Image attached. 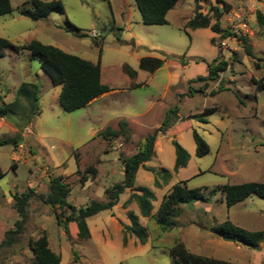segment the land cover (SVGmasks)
I'll list each match as a JSON object with an SVG mask.
<instances>
[{
  "label": "rangeland",
  "instance_id": "obj_1",
  "mask_svg": "<svg viewBox=\"0 0 264 264\" xmlns=\"http://www.w3.org/2000/svg\"><path fill=\"white\" fill-rule=\"evenodd\" d=\"M9 1L12 11L0 16V37L15 45L34 39L94 63L99 60L101 80L112 93L67 112L57 101L59 86L51 84L38 58L11 47L2 50L0 242L19 219L15 197L28 190L35 194L27 203L22 232L0 249V264H35L28 243L41 234L60 255L59 264H175L170 248L176 241L197 255L264 264V234L253 249L209 229L229 220L245 230L264 232V198L250 195L227 206L222 192L224 185L264 182V89L256 84L264 83V33L256 19L257 11L264 13V0H223L228 5L220 17L224 29L233 11H248L244 38L252 54L244 50L240 37L230 38L228 49L221 52L214 44L219 34L185 28L196 9L194 0H178L163 25L142 23L134 0H62L64 12L53 11L38 20L20 13V8H34L32 0ZM212 4L224 8L209 0L200 2L199 11L209 12ZM92 30L100 35L92 37ZM145 56L161 59V67L154 72L140 69L139 58ZM220 58L227 66L217 78L207 85L197 80ZM125 65L135 70L133 77L123 70ZM23 82L37 86L39 112L24 97L15 103ZM174 106L177 120L157 135L154 154L144 163L155 171L167 170L166 183L156 187L155 173L140 166L133 187L120 194L112 209L85 219V237L78 235L75 221H59L53 208L39 199L49 178L62 177L70 187L66 200L77 208L104 201V190L123 180L120 154H134ZM119 122L125 123L128 140L98 134L106 126L117 129ZM194 130L208 145L203 156L195 153ZM173 140L189 154L187 164L177 170ZM88 167L96 168V174L86 173L82 182L81 173ZM179 182L203 188L205 199L178 204L175 225L162 229L154 215L163 196ZM142 187L154 195L150 217L141 216L134 201L124 205ZM130 212L146 230L145 243L123 228L130 223Z\"/></svg>",
  "mask_w": 264,
  "mask_h": 264
},
{
  "label": "trees",
  "instance_id": "obj_2",
  "mask_svg": "<svg viewBox=\"0 0 264 264\" xmlns=\"http://www.w3.org/2000/svg\"><path fill=\"white\" fill-rule=\"evenodd\" d=\"M177 1L178 0H134L140 13L142 23L147 25L166 24L167 13L176 5ZM194 2L196 3L195 12L187 20L185 28H209L215 33L226 31L221 27L220 17L223 11L228 7L227 3L223 0H215L216 3H222L224 8L220 9L217 5L212 4L209 6V12L202 13L199 11L200 2L208 3L209 0H194ZM32 3L34 5L33 9L20 8V13L32 20L46 18L48 14L53 11L64 12L62 0H32ZM11 11L12 7L10 1L0 0V16L8 14ZM256 19L258 24L263 28L264 33V17L260 11L256 12ZM240 40L244 50L248 54H252L246 38L240 37ZM6 47H11L18 54L27 51L31 58L36 57L39 59L40 67L48 75L51 84L53 86H60L57 101L62 109L67 112L84 107L92 99L110 90L109 86L101 81L99 60L94 63L34 39L22 45H15L8 39L0 37V55L2 50ZM161 65V59L149 56L141 57L138 64L140 69L149 72L155 71L161 67ZM226 66L227 62L220 58L216 64L209 67L206 77H198L197 80L204 81L205 85H207V81L217 78L218 72L224 70ZM123 70L130 77H133L136 73L135 70L126 65L123 66ZM256 84L257 89H264V83L256 82ZM19 97L27 99L32 105L33 110H35L34 112H39L37 107V86L35 84L23 82L17 90L15 103L18 102ZM170 114H172V117H170ZM176 120L177 106H174L173 109H169L165 113L161 126L144 137L143 143L134 154L130 156H125L122 153L120 154L119 157L123 167V180L104 190V201H93L86 207L77 208L66 200L70 187L62 177L49 178L47 191L38 194L39 199L53 208L56 218L59 221L61 218H63L65 224L70 221H75L78 228V235L81 237L87 236L85 219L99 211L112 209L119 201L120 194L133 187L135 174L140 166L155 173L156 177L154 184L156 187H160L162 183H166L170 177L167 170L162 168L161 170L155 171L151 168H147L144 163L154 154V142L157 135L166 131ZM125 130V123L119 122L117 129L106 126L100 130L98 134L104 139L123 135L124 138L128 140V135L125 133ZM192 136L196 145V155H205L209 150L206 142L195 130L192 132ZM172 145L175 152L174 169L177 170L187 164L189 154L176 140L172 141ZM89 172L94 176L96 174V168L88 167L83 173L77 169V173H81L80 180L82 182L86 180V173ZM1 175L2 172L0 171V176ZM202 189L201 187L189 188L186 186L185 182L174 184L163 196L157 208L156 215H154L156 223L162 229L173 227L175 225L173 218L178 214L179 210L177 205L204 200L205 196ZM137 190L139 191L138 193L133 192L128 196L124 205L134 201L138 206L139 214L143 217H150L152 215L151 201L154 199V195L149 189L144 187L138 188ZM222 192L226 205L231 206L250 195H257L258 197L264 198V182H244L224 185ZM34 194V190H28L15 197L14 208L19 215V219L15 222V228L8 231L9 236L0 242V249L15 239L14 234L17 237V235L22 232L26 206L30 197ZM64 210H69V215L67 217L64 216ZM128 219L130 223L123 225L124 230L135 236L140 243H145L146 230L139 224L138 216L130 212L128 214ZM209 229L216 235L233 237L235 242L253 249L259 247V243L264 234L263 231L245 230L234 225L229 220L217 226H210ZM28 246L34 257L35 264L60 263V255L55 254L49 248L45 234H41L35 240L29 241ZM170 253L175 260V264H243L197 255L191 252L181 241H176L171 246Z\"/></svg>",
  "mask_w": 264,
  "mask_h": 264
},
{
  "label": "built area",
  "instance_id": "obj_3",
  "mask_svg": "<svg viewBox=\"0 0 264 264\" xmlns=\"http://www.w3.org/2000/svg\"><path fill=\"white\" fill-rule=\"evenodd\" d=\"M248 11L243 9H238L232 12V16L229 17V26L225 29V32L217 33L219 34L218 38L214 40L216 47L224 52L228 49L227 41L235 39L236 37H244L249 32L248 20H247ZM92 37L96 38L100 35L99 31L92 30Z\"/></svg>",
  "mask_w": 264,
  "mask_h": 264
},
{
  "label": "crops",
  "instance_id": "obj_4",
  "mask_svg": "<svg viewBox=\"0 0 264 264\" xmlns=\"http://www.w3.org/2000/svg\"><path fill=\"white\" fill-rule=\"evenodd\" d=\"M262 13V12H261ZM263 14V17H264V13H262ZM141 58V57H140ZM140 58H139V60H140ZM138 64H139V61H138ZM157 70V69H156ZM154 72V71H153ZM100 78H101V69H100ZM102 81V80H101ZM105 84V83H104ZM110 88V87H109ZM59 90H60V86H59ZM59 90H58V92H59ZM109 93H112V89H110V90H108V91H106L105 93H103V94H101L99 97H96V98H94V99H92L89 103H87L85 106H88V105H90V104H92V103H94L95 101H97L98 99H100L101 97H103L104 95H106V94H109ZM57 95H58V93H57Z\"/></svg>",
  "mask_w": 264,
  "mask_h": 264
},
{
  "label": "water",
  "instance_id": "obj_5",
  "mask_svg": "<svg viewBox=\"0 0 264 264\" xmlns=\"http://www.w3.org/2000/svg\"><path fill=\"white\" fill-rule=\"evenodd\" d=\"M223 238L225 240H228V241H234V238L233 237H226V236H223Z\"/></svg>",
  "mask_w": 264,
  "mask_h": 264
}]
</instances>
